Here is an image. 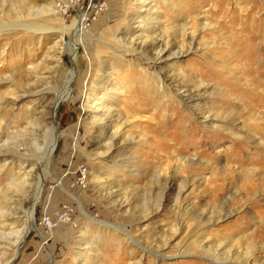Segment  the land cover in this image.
<instances>
[{
    "label": "rangeland",
    "instance_id": "obj_1",
    "mask_svg": "<svg viewBox=\"0 0 264 264\" xmlns=\"http://www.w3.org/2000/svg\"><path fill=\"white\" fill-rule=\"evenodd\" d=\"M52 2L56 15L39 23L64 28V48L81 42L63 53V75L60 40L16 23L29 5ZM76 18L82 36L66 31ZM153 37L184 54L139 53ZM90 55L92 78L74 77L54 112L70 70L85 72ZM0 68L38 90L3 115L18 128L42 120L41 142L53 126L61 132L29 185L0 162V264H239L226 261L237 254L264 264V106L246 97L264 94V0H0ZM8 133L0 140L36 145Z\"/></svg>",
    "mask_w": 264,
    "mask_h": 264
},
{
    "label": "bare ground",
    "instance_id": "obj_2",
    "mask_svg": "<svg viewBox=\"0 0 264 264\" xmlns=\"http://www.w3.org/2000/svg\"><path fill=\"white\" fill-rule=\"evenodd\" d=\"M36 7H37L36 4L29 5V7L27 8V13L25 15H23L22 18L17 20L16 23L25 25L32 32H40L43 35L51 33V34L55 35V37L60 40V41L55 43L54 47H55V50L57 53V56H56L57 63H58L57 65L59 67L60 73L63 75V53H65L66 51H69V52H71V54H73L74 52L78 51V43H81L80 38L77 41L72 39L71 40L72 42L70 41L68 44H67L68 41H66L65 42L66 47L64 48L63 47L64 46L63 41L66 40L65 29L64 28H55V27L44 26V25L39 23L40 18L43 17L45 15V13L46 14L55 13V11L57 9L55 4L52 2L50 7H42V8L35 9ZM55 15L56 14H53V16H55ZM67 29H68V30H66L67 32L73 31V34H76L78 36H82L83 31L85 29L83 19L76 18L75 21L72 23V25H70ZM191 39L193 40L194 36H192ZM169 45H170L169 43L165 42L164 38L153 37L150 40H145V41L139 42V44H137V47L138 48L140 47L139 53H141V54H142V52L147 53L148 51H151L152 56H153L152 59H154V61H156V62L157 61H163L164 59H166L172 55L178 56V54H184L183 50H179V51L170 50L171 45L170 46ZM14 63H17V68H23L25 66L24 60H17ZM30 65H32V66L29 68V70H32V71L36 70L37 65L34 64V61H30ZM93 65H94L93 57H91V55H90V60H89V63L86 67L85 72H83L82 69L81 70H79V69L78 70L77 69H71L70 70L69 73L71 74L70 77L72 79H70L64 85V88L62 86V89L60 90L59 94L55 98V101H54L55 103L53 106L54 112L57 111V107L59 105V102L63 101V99H65L67 96L69 97V96H71V94H73V92L75 90V83L73 82L74 77H76V78L77 77H80V78L83 77L84 81L92 78ZM26 69H28V68H26ZM113 70L115 71L114 68H113ZM10 73L14 74V71L9 72L5 68H0V83L5 82V80H7L8 81L7 83H11V85L13 86V89L9 93V95L4 97L0 102V132H1V130H3L5 128V130L9 131L8 134L10 136L11 135H14V136H17V135L21 136L22 135V137H23V136H27L29 134V140L30 139L33 140L36 143V145H35V147H30L28 144V145H26V147L25 146L21 147V145L18 144L17 142H12V144H11V143L7 142V139L5 141H1L2 140V138H1V140H0V162L2 163V167L7 166V165H14L16 167H19L17 169L18 171L15 172V175L13 176V178L15 181H18V184H20V186L24 187L25 185H29L31 183V180L33 179V174H35L39 168V161L41 159L43 161L44 160L46 161V160H48L50 155H52V153L54 152V148L56 147V144L58 142V138H60L61 132H59L58 127L53 126V128H52L53 133H51L52 135L49 137V140L46 139L47 141L41 142L37 138H39V136H40L39 135V133L41 132L40 128L42 127V124H43L42 120H37L33 116H30V118L26 122V125L22 126V128H18L16 125L13 124L12 121H9L8 115H6V116L3 115L2 111L8 104H10L11 107L13 105H17L24 98V96L26 94L38 91L35 89L31 90L30 89L31 84H29L28 86H25V87L14 86V83L11 81V74ZM262 76H264V73L261 72V76L258 74L257 77L259 79ZM255 79H256V77H255ZM262 79H264V77ZM201 82H203V81H201ZM261 86H263V85H261ZM198 87H199V85H198ZM253 88L256 89L254 86H253ZM82 89H85V87L83 86ZM240 90H241V88H240ZM185 91L188 92L190 90L186 89ZM262 92H264V91H262ZM186 95H187V99H191V100L194 99L191 93H187ZM246 97L252 99V101L253 100L257 101V104L260 103V104H263V106H264V94H261L260 92L255 94L252 90H249V92L247 91ZM251 103L252 102H250V104ZM18 136H17V138H18ZM28 141L26 143H28ZM257 160L259 163L264 165V156L259 155ZM46 162L48 163V161H46ZM42 164H43V162H42ZM21 166H25V168L22 169V168H20ZM213 174H216V173L214 172ZM213 177H214V175H213ZM58 183H59V181H58ZM35 185H36V189L38 190L37 191L38 193L34 197V200H35L34 204H36L40 200V195H41V191H43L42 188L44 186V182L41 178H38L35 182ZM251 188H253V189L250 190L248 188L247 191L252 192V191H254V189H256V187L254 188V186H251ZM16 197H17V195H16ZM35 207H36V205H35ZM231 211H233V210H231ZM30 218L32 220H34L35 208L32 209V211L30 213ZM27 233H28V231H26V233H21L19 235V239L17 241V244H21L23 242V239L25 238ZM156 251H157V253H159L158 250H156ZM164 257H168V255H164ZM212 261L217 262V260H214V259H212ZM226 261H235V262H238L239 264H257L255 261L251 260V258L248 255L241 258V256H239V254H237L235 256V258H233L231 260H226Z\"/></svg>",
    "mask_w": 264,
    "mask_h": 264
},
{
    "label": "built area",
    "instance_id": "obj_3",
    "mask_svg": "<svg viewBox=\"0 0 264 264\" xmlns=\"http://www.w3.org/2000/svg\"><path fill=\"white\" fill-rule=\"evenodd\" d=\"M85 171L86 169L84 168V166H81L80 172L84 175ZM41 220H42V224L48 226L49 228H52L56 224L55 219L51 218L50 215L45 214Z\"/></svg>",
    "mask_w": 264,
    "mask_h": 264
},
{
    "label": "crops",
    "instance_id": "obj_4",
    "mask_svg": "<svg viewBox=\"0 0 264 264\" xmlns=\"http://www.w3.org/2000/svg\"><path fill=\"white\" fill-rule=\"evenodd\" d=\"M21 263H25V262H21Z\"/></svg>",
    "mask_w": 264,
    "mask_h": 264
}]
</instances>
